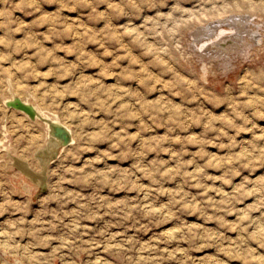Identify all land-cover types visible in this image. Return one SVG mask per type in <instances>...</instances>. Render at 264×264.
<instances>
[{
    "label": "clouds",
    "instance_id": "clouds-1",
    "mask_svg": "<svg viewBox=\"0 0 264 264\" xmlns=\"http://www.w3.org/2000/svg\"><path fill=\"white\" fill-rule=\"evenodd\" d=\"M237 262L264 264V0H0V264Z\"/></svg>",
    "mask_w": 264,
    "mask_h": 264
},
{
    "label": "rangeland",
    "instance_id": "rangeland-1",
    "mask_svg": "<svg viewBox=\"0 0 264 264\" xmlns=\"http://www.w3.org/2000/svg\"><path fill=\"white\" fill-rule=\"evenodd\" d=\"M18 15H23L22 13H18ZM28 19H30V18H28ZM227 46H231L230 45V43L227 45ZM21 98V99H20ZM19 100L20 101H22L21 103L19 102ZM10 101H12V102H14V103H12V104H9V110L10 111H15V112H17V113H20V114H27L30 118H34V116H33V114H30L29 113V111H28V109H26L24 106H23V102H25V100L22 98V97H17L16 98V101H15V99L14 100H10ZM19 102V103H18ZM18 107H17V106ZM58 134H63L62 132H58ZM193 221H195V218H191ZM237 264H239V262H237Z\"/></svg>",
    "mask_w": 264,
    "mask_h": 264
},
{
    "label": "bare ground",
    "instance_id": "bare-ground-1",
    "mask_svg": "<svg viewBox=\"0 0 264 264\" xmlns=\"http://www.w3.org/2000/svg\"><path fill=\"white\" fill-rule=\"evenodd\" d=\"M220 36L223 37V32L220 33ZM226 46H227V45H226ZM20 99H21V98H20ZM15 101H16V99H15ZM16 102H17V101H16ZM19 102L21 103L22 101L19 100ZM19 102H18V103H19ZM12 103H14V102L9 101V104H12ZM16 106H17V105H16ZM23 106H24L26 109H28V111H29L30 114H33V113H35V111H36L35 108H34L30 103H28V102H26V101L23 102ZM17 107H18V106H17ZM12 111H13V110H12ZM34 118H35V117H34Z\"/></svg>",
    "mask_w": 264,
    "mask_h": 264
}]
</instances>
